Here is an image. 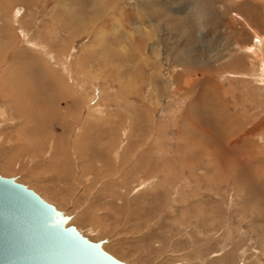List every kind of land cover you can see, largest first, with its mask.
<instances>
[{
	"label": "rangeland",
	"instance_id": "rangeland-1",
	"mask_svg": "<svg viewBox=\"0 0 264 264\" xmlns=\"http://www.w3.org/2000/svg\"><path fill=\"white\" fill-rule=\"evenodd\" d=\"M263 45L264 0H0V175L125 264H264Z\"/></svg>",
	"mask_w": 264,
	"mask_h": 264
},
{
	"label": "water",
	"instance_id": "water-1",
	"mask_svg": "<svg viewBox=\"0 0 264 264\" xmlns=\"http://www.w3.org/2000/svg\"><path fill=\"white\" fill-rule=\"evenodd\" d=\"M53 204L0 175V264H125L91 241Z\"/></svg>",
	"mask_w": 264,
	"mask_h": 264
},
{
	"label": "bare ground",
	"instance_id": "bare-ground-1",
	"mask_svg": "<svg viewBox=\"0 0 264 264\" xmlns=\"http://www.w3.org/2000/svg\"><path fill=\"white\" fill-rule=\"evenodd\" d=\"M261 45H262V42H261V41L257 43V47H260ZM262 48L264 49V45L262 46ZM257 49H258V48H257ZM263 51H264V50H262V52H263ZM258 52H260V51H257V53H258ZM63 214L66 215V214L64 213V211H63ZM69 220H70V219H69ZM69 220H68V221H69ZM68 221H67V223H68ZM67 223H66V225H67Z\"/></svg>",
	"mask_w": 264,
	"mask_h": 264
}]
</instances>
